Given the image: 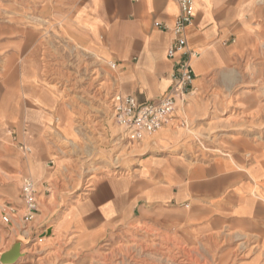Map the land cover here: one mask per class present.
Wrapping results in <instances>:
<instances>
[{
    "label": "rangeland",
    "instance_id": "obj_1",
    "mask_svg": "<svg viewBox=\"0 0 264 264\" xmlns=\"http://www.w3.org/2000/svg\"><path fill=\"white\" fill-rule=\"evenodd\" d=\"M91 1L0 0V26L11 25L0 30V205L14 208L10 222L0 217V264H264V226L199 234L136 221L89 237L63 224L83 192L106 177L137 173L146 156L177 154L198 164L238 140L264 144V38L194 82L184 121L137 140L112 116L111 97L126 93L123 70L99 47L107 11ZM43 92L67 116L42 103ZM161 133L163 144L155 138ZM25 178L37 189L29 221L22 218Z\"/></svg>",
    "mask_w": 264,
    "mask_h": 264
},
{
    "label": "crops",
    "instance_id": "obj_2",
    "mask_svg": "<svg viewBox=\"0 0 264 264\" xmlns=\"http://www.w3.org/2000/svg\"><path fill=\"white\" fill-rule=\"evenodd\" d=\"M190 1L194 14L186 39L188 49L197 53L190 60L194 82L229 67L241 52L254 49L256 40L264 38V0ZM89 5H105L109 27L99 47L122 66L126 93L121 94L132 95L141 103L161 97L171 85L177 57L167 56L171 32L155 23L173 24L177 0H96ZM10 28V24L0 26V30ZM33 32L29 31L27 38L32 39ZM43 38L41 35L35 44ZM41 51L43 60L45 52ZM9 57L7 63L16 54ZM34 59L26 60L32 74ZM42 68L44 73V65ZM43 94L38 98L42 103L54 108L57 116H67L55 96ZM189 104L190 96L179 104L176 118L163 128H174L184 121ZM155 138L163 144L167 134ZM141 161L137 173L106 177L83 192L80 201L66 212L63 224L89 237L136 221L182 227L199 234L226 226H264V144L238 140L228 152L198 164L169 153L146 156ZM35 172L40 175L41 167L36 166Z\"/></svg>",
    "mask_w": 264,
    "mask_h": 264
},
{
    "label": "built area",
    "instance_id": "obj_3",
    "mask_svg": "<svg viewBox=\"0 0 264 264\" xmlns=\"http://www.w3.org/2000/svg\"><path fill=\"white\" fill-rule=\"evenodd\" d=\"M177 3L178 13L171 26L155 23L157 27L171 32L167 56L177 57L169 88L158 99L142 103L132 95L115 93L111 97L113 118L133 139L141 140L145 134L153 133L170 123L176 118L179 104L185 103L193 91L195 76L190 60L197 53L187 47L186 28L192 21L194 10L190 0H177ZM24 150L28 151L29 148L24 147ZM21 198L24 209L22 218L29 221L38 209L36 183L31 178L24 179ZM13 210V207L6 204L0 205L2 222L11 221Z\"/></svg>",
    "mask_w": 264,
    "mask_h": 264
}]
</instances>
